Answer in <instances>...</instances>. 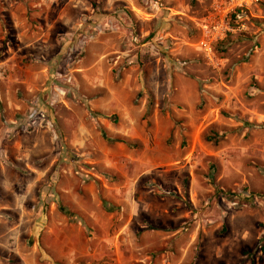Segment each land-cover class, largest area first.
<instances>
[{
    "label": "rangeland",
    "instance_id": "1",
    "mask_svg": "<svg viewBox=\"0 0 264 264\" xmlns=\"http://www.w3.org/2000/svg\"><path fill=\"white\" fill-rule=\"evenodd\" d=\"M226 2L0 0V264H264V0L212 62Z\"/></svg>",
    "mask_w": 264,
    "mask_h": 264
},
{
    "label": "built area",
    "instance_id": "2",
    "mask_svg": "<svg viewBox=\"0 0 264 264\" xmlns=\"http://www.w3.org/2000/svg\"><path fill=\"white\" fill-rule=\"evenodd\" d=\"M261 0H229V2L215 3L208 15L206 22L202 25V36L198 43V50L212 62L215 58V44L223 39L231 30L229 13L236 7H248Z\"/></svg>",
    "mask_w": 264,
    "mask_h": 264
},
{
    "label": "trees",
    "instance_id": "3",
    "mask_svg": "<svg viewBox=\"0 0 264 264\" xmlns=\"http://www.w3.org/2000/svg\"><path fill=\"white\" fill-rule=\"evenodd\" d=\"M236 14L232 13V17L235 19ZM231 35V33L229 32L227 37H225V39L221 40L219 43L220 44H224L226 42V40L228 39V37Z\"/></svg>",
    "mask_w": 264,
    "mask_h": 264
}]
</instances>
